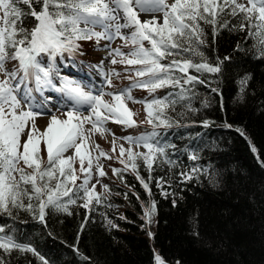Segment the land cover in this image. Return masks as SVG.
I'll return each mask as SVG.
<instances>
[{
  "label": "snow or ice",
  "instance_id": "1",
  "mask_svg": "<svg viewBox=\"0 0 264 264\" xmlns=\"http://www.w3.org/2000/svg\"><path fill=\"white\" fill-rule=\"evenodd\" d=\"M34 3L39 10L33 7ZM20 4L26 5L28 11L22 10ZM225 15L239 16L240 30L247 27L249 37H258L257 43L264 53V0L246 3L240 0H172L171 3L169 0H0V216L15 219L13 210H23L44 222L49 207L67 213L68 205L75 204L76 198L84 200L81 205L84 208L93 200L99 203L96 185L89 187L93 169L100 177L106 176L100 158L113 157L95 142L96 135L113 137L110 141L113 153L118 139L129 144L128 148L119 145L118 159L125 170L129 167L136 170L138 159L143 160L149 172L159 157L171 164L166 153L169 145L156 139L160 136L157 129L173 126L166 110L170 107L174 110L177 103L190 99L187 93L191 89L185 85L205 84L201 76L221 71L220 63L210 64L201 51V46H207L202 25L211 26L214 42L219 31L228 27L229 21L223 19ZM25 17L32 18L31 27L24 26ZM117 39L131 50L125 53L120 48L113 49L111 44ZM102 40L107 42L104 48L111 64L138 67L134 68L136 79L128 88L93 94L74 79L61 76L57 58L63 59L67 54L74 59L77 54H85L81 41H95L99 49ZM165 60L168 63H163ZM9 63L11 69L7 67ZM103 63L101 60L94 67L99 69ZM119 75L114 71L105 73L106 85L113 87L112 78ZM54 77L58 84L54 83ZM135 88L146 90L150 95L162 88H179L180 92L152 100H136L131 95ZM48 90L67 101V107L57 109L65 118L48 111L51 97L44 95ZM211 91L217 92V89ZM34 93L39 94L40 101ZM106 95L111 101L104 99ZM126 101L144 105L145 122L151 125L152 132L118 138L107 128L108 122L125 128L138 126L133 119L137 113L127 107ZM187 107L192 110L190 105ZM45 114L49 115V122L41 131L36 119ZM203 126L208 127V122ZM25 135L27 138L22 140ZM134 147L147 151L136 152ZM69 152L72 154L68 155ZM190 158L197 159L195 155ZM112 171L123 179L121 169ZM200 171L195 167L191 170L192 173ZM181 175L186 180L193 178L191 173ZM78 179L82 182L76 185ZM137 179L148 190L138 173ZM103 187L107 192L108 186ZM64 197L68 199L64 201ZM154 212L152 202L144 213L147 223H151ZM5 228L0 225L3 253L0 264H8L4 256H10L13 251L32 253L47 264L33 247L18 243ZM155 264H164L159 255L155 256Z\"/></svg>",
  "mask_w": 264,
  "mask_h": 264
},
{
  "label": "trees",
  "instance_id": "2",
  "mask_svg": "<svg viewBox=\"0 0 264 264\" xmlns=\"http://www.w3.org/2000/svg\"><path fill=\"white\" fill-rule=\"evenodd\" d=\"M223 19L228 27L214 42L211 26L202 25L207 46H201L221 71L205 73V84L185 85L190 99L166 110L173 126L157 129L156 139L169 145L171 164L159 157L149 172L138 159L136 170L119 168L123 179L115 175L99 203L84 208V200L74 197L67 213L46 209L44 222L13 210L15 219L0 216L5 231L47 264H155L156 255L164 264H264V53L258 37H249L247 27L240 30L239 16ZM31 20L25 17L24 26L31 27ZM159 91L167 96L180 89ZM152 131L149 124L143 128L144 134ZM194 167L201 171L192 173ZM152 202L155 227L149 238L144 213ZM4 259L43 264L38 256L18 251Z\"/></svg>",
  "mask_w": 264,
  "mask_h": 264
},
{
  "label": "rangeland",
  "instance_id": "3",
  "mask_svg": "<svg viewBox=\"0 0 264 264\" xmlns=\"http://www.w3.org/2000/svg\"><path fill=\"white\" fill-rule=\"evenodd\" d=\"M172 0H169V3H171ZM240 2L242 3H246L247 0H240ZM143 17V16H142ZM141 17V18H142ZM143 19V18H142ZM99 30V29H98ZM82 44V51L83 53H85L84 55H79L77 54L75 56L74 64L73 61H70L68 58L66 59H61V58H57V71L59 70V68L61 67H66V70H68L72 76H70L69 74H65L67 77L73 78L75 81L76 80H83L84 78L88 80L89 83H91V88L88 86H84L85 91H91L93 94H97L99 92H101L100 90L95 91V89H99L101 87L106 88L107 90L105 92H118L121 89H126L130 86V84L136 79L134 76V68L138 67V66H127L124 64H120L117 63L115 65L110 63L111 57H108L107 55H100L101 52L106 51L104 48V45L107 43L106 41H101L100 42V47L99 49H97L95 47V41H89V42H84L81 41L80 42ZM112 48H120L121 51L127 53L129 52L131 49L129 47H123L122 46V41L117 39L114 42H112L111 44ZM67 56V54H65V57ZM71 59V58H70ZM101 60L104 61L103 66L106 67V69L110 70L111 72H117L120 73V75L118 77H113L112 78V83H113V87H108L106 85V83L104 82V79L102 81V79H98L97 80V68H95V63L96 65L100 64ZM67 62H69L70 65H72L73 67L77 66V65H84L86 69H84L85 71V75H81L80 70L77 69H73L71 66L67 65ZM7 67L9 69L12 68V64L9 63L7 65ZM92 67L95 68V70L93 71ZM88 70L93 72L94 74L89 75L88 74ZM60 73V72H59ZM104 77V76H103ZM101 78V77H100ZM93 79V81H92ZM97 81H102V83H104L102 86L99 82H94L95 80ZM54 80L58 81L57 79ZM96 85V86H95ZM47 93H44V95H48V94H53L54 91H46ZM131 95L134 99L136 100H152L154 97H164L165 93L163 94L162 91L159 92H155L152 95H150L148 93V91L146 90H142L139 88H135L132 90ZM34 96L36 97L37 101H40V97L38 98V96L36 95V93H34ZM104 99L106 101H111V97L110 96H104ZM127 107L132 110L134 113H137L136 116L133 117V119L136 121L137 123V127H132V128H125L122 125L116 124V123H112V122H108L107 123V128L111 129L112 132L115 133L116 137H126V136H131V137H139L141 134L143 133V128L144 126H147L148 123H146V113L144 110V105L140 104V103H132L131 101H126ZM67 106V104H66ZM66 106L60 104V106L58 105V103L53 104L52 106H48V111H50L52 114H55L57 116H60V118H65L61 115L60 111H57V109H63ZM40 110V109H39ZM82 111L84 109H81ZM85 115H87V112L85 111L84 113ZM49 122V115L45 114L42 116L37 117L36 119V126L38 129H40L41 131H43L46 127V125ZM90 127V126H89ZM26 135L24 137H22V140L26 139ZM93 139L95 140V142L97 144H99L100 148L108 153L109 156H112V159H106L101 157L100 158V163L103 165V170L106 172V176L104 177H100L98 175V173L95 171V168L93 169V178L90 181L89 187H91V185L95 184L96 188L95 191L97 194H101L105 189L103 187V185H107L108 182H112V180L114 179V174H113V169H119L124 167L123 164H121L119 162L118 157L120 156V152H119V145H123L125 148L129 147V144L127 142H125L123 139H118L117 140V147H116V151L115 153H113L112 151V144L110 143V141L113 139V137L111 135L106 134L105 138L100 137L99 135H96L93 137ZM133 151L136 152H146L147 149L143 148V147H134ZM72 153L69 152L68 155H71ZM98 153H93V155H97ZM124 159H127L126 155L124 157ZM46 161V158H45ZM77 169L79 168V164L77 163L76 165ZM77 175L79 176L80 173L79 171H77ZM97 180H99V183H97ZM82 182V179H78L76 181V184L79 185ZM147 236L149 238H151V236H149V232L153 233L154 227H155V214L153 213L151 216V223H147ZM152 230V231H151Z\"/></svg>",
  "mask_w": 264,
  "mask_h": 264
},
{
  "label": "bare ground",
  "instance_id": "4",
  "mask_svg": "<svg viewBox=\"0 0 264 264\" xmlns=\"http://www.w3.org/2000/svg\"><path fill=\"white\" fill-rule=\"evenodd\" d=\"M143 19H145V18H147V17H142ZM100 55H107V52L106 51H104V52H101L100 53ZM66 69V68H65ZM108 72H111L110 70H108V69H106V67L105 66H103L102 65V67L101 68H99L98 70H97V80L98 79H103L104 77V74L105 73H108ZM60 75L61 76H66L65 75V73H64V71H60ZM101 77V78H100ZM92 81H93V79H92ZM91 83H93V82H91ZM96 86V85H95ZM51 90H49V92H50ZM46 93V92H45ZM47 97H51V100L49 101V103H48V106H52L53 104H55V103H58V104H64V105H66L67 104V101L64 99V97H62L60 94H58V93H56L55 91H54V93L53 94H48V95H46ZM37 110H39V109H37Z\"/></svg>",
  "mask_w": 264,
  "mask_h": 264
},
{
  "label": "water",
  "instance_id": "5",
  "mask_svg": "<svg viewBox=\"0 0 264 264\" xmlns=\"http://www.w3.org/2000/svg\"><path fill=\"white\" fill-rule=\"evenodd\" d=\"M191 74H193V75H199L198 73H194V72H192ZM201 79H203L205 81V79L202 76H201Z\"/></svg>",
  "mask_w": 264,
  "mask_h": 264
}]
</instances>
